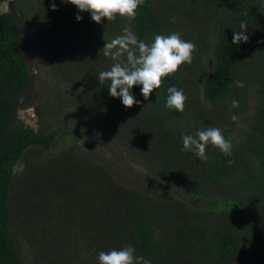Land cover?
Segmentation results:
<instances>
[{
  "label": "trees",
  "instance_id": "1",
  "mask_svg": "<svg viewBox=\"0 0 264 264\" xmlns=\"http://www.w3.org/2000/svg\"><path fill=\"white\" fill-rule=\"evenodd\" d=\"M242 22L248 41L233 44ZM125 27L149 44L179 32L196 45L192 63L164 77L148 100L134 86L140 103L131 108L98 79L114 62L105 43ZM20 43L62 87L36 106L37 131L12 126L16 92L31 77ZM206 58L211 67L200 87ZM171 86L188 98L183 112L165 108ZM251 91L255 109L238 134L232 117L247 110ZM85 116L146 169L143 183L182 181L187 200L120 184L81 150ZM208 127L231 141L230 156L211 144L206 161L183 150L182 135ZM17 162L24 169L13 174ZM127 245L150 264H264V0H145L135 19L99 24L62 0H18L0 13V264H99V252Z\"/></svg>",
  "mask_w": 264,
  "mask_h": 264
},
{
  "label": "clouds",
  "instance_id": "2",
  "mask_svg": "<svg viewBox=\"0 0 264 264\" xmlns=\"http://www.w3.org/2000/svg\"><path fill=\"white\" fill-rule=\"evenodd\" d=\"M62 2L72 4L80 12H88L91 20L99 24L102 19L114 21L117 16L135 19L138 7L143 5L145 0H62ZM51 8L56 11V4L52 3ZM81 19V16H76L77 21ZM240 28L241 31L233 32V44L248 41V36L245 35L246 23L242 22ZM103 50L104 55L114 62L109 70L99 73L98 79L110 81L109 95L119 98L125 108H131L140 103L131 91L134 86H140L141 95L148 100L153 90L161 87L164 77L176 73L181 65L192 63L196 45L182 39L179 32L156 35L149 44L139 39L130 27H125L123 35L105 43ZM233 83L238 88L244 87L243 81L235 80ZM167 92L169 95L165 108L183 112L188 99L184 91L171 86L168 87ZM238 106L239 101L231 102V107ZM232 119L236 117L233 116ZM18 125L21 123L19 122ZM181 139L183 150L193 152L202 161L208 159L206 149L209 144L225 155L232 154V143L224 137L219 128L208 127L197 130L194 135H182ZM229 163L231 164L232 161ZM23 169V163L17 162L13 165V174L21 173ZM98 262L99 264H150V261L143 256H137L136 249L130 245L99 252Z\"/></svg>",
  "mask_w": 264,
  "mask_h": 264
},
{
  "label": "rangeland",
  "instance_id": "3",
  "mask_svg": "<svg viewBox=\"0 0 264 264\" xmlns=\"http://www.w3.org/2000/svg\"><path fill=\"white\" fill-rule=\"evenodd\" d=\"M16 1L18 0H6L0 2V13L9 11L11 7L14 6ZM19 51L23 56V60L31 77L29 85H27L25 89L16 92L17 99L15 103H17L18 106L19 104L22 106L19 108L17 106L18 109L16 110V117L12 126L17 125L20 122L23 125L32 127L34 131H37L41 122H39L40 119L36 115V106L40 105L44 101L47 94L53 91V88L58 89L62 87H56V81L53 80L49 74H47V67L35 57L33 48L26 47L24 43H20ZM203 62L205 65L204 69L200 72V87L202 86L203 77L211 67V61H209L208 58L204 59ZM254 102V93L251 91L248 95L247 110L236 116L235 131L238 132V134L241 133V130L245 126L248 116L254 111ZM23 105L25 107H23ZM73 114H69V120ZM189 117V120L192 121V116L189 115ZM83 119L85 120V123H83L80 130L85 128V131L82 132L81 150L84 151V153L91 159L97 161L98 163L105 164L112 173L113 177L120 184L126 187L144 189L150 193L165 191L176 197L187 200L186 197L189 193L188 187L182 181H177L170 188L161 187L159 185V181H155L156 183L153 182L151 184L143 183L141 176L146 172V169L141 165L132 163L129 159H126V157L121 154L119 149L111 142V140L104 135L103 130L99 124L96 123L95 119H92L89 116H85ZM72 125H76V120H73L70 123V126ZM78 129L79 127L77 130ZM235 131L232 135L235 134ZM76 134H78V131L73 132V135ZM72 141L73 139L68 136L65 138L63 143L67 146L72 143ZM56 143L61 145L58 142ZM44 153H46V150H44ZM191 204L196 207L202 206L201 202H191ZM16 253L19 257V261L22 262L21 258L24 254V250L17 246Z\"/></svg>",
  "mask_w": 264,
  "mask_h": 264
}]
</instances>
